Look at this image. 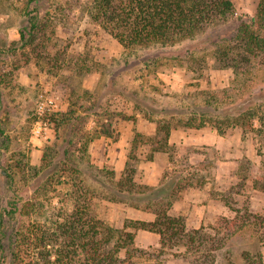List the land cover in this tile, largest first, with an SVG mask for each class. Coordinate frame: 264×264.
<instances>
[{
	"label": "rangeland",
	"instance_id": "374dc122",
	"mask_svg": "<svg viewBox=\"0 0 264 264\" xmlns=\"http://www.w3.org/2000/svg\"><path fill=\"white\" fill-rule=\"evenodd\" d=\"M26 1L0 0V264H13L17 230L33 222L51 226L71 210V185L60 182L53 164L68 137L69 120L62 125V119L71 108L86 120V130L96 126L98 114L128 116L117 114L112 135L95 138L86 153L79 149L71 159L97 193L92 208L98 218L116 229L127 220H153V212L127 198L138 196L142 185L169 184L175 195L163 199L172 201L168 212L188 232L198 230L187 250L172 239L162 244L158 232L127 227L135 237L129 254L125 248L118 253L120 264H264L259 225L227 234L231 207L247 204L264 217V132L236 121L254 110L264 116V62L236 75L214 57L216 41L234 35L237 18L252 16L259 0H232L234 16L193 37L130 47L91 20L93 0H37L31 7ZM36 6L42 15L35 39L22 47L19 28ZM200 116L202 127L186 126ZM159 123L171 128L168 144ZM254 126H261L259 117ZM157 142L162 148L155 149ZM27 161L39 171L15 167L10 181L4 168ZM131 167L134 192L119 194L124 201L108 199ZM22 204L33 215L22 213Z\"/></svg>",
	"mask_w": 264,
	"mask_h": 264
},
{
	"label": "trees",
	"instance_id": "16d2710c",
	"mask_svg": "<svg viewBox=\"0 0 264 264\" xmlns=\"http://www.w3.org/2000/svg\"><path fill=\"white\" fill-rule=\"evenodd\" d=\"M37 0H27L26 6L31 7ZM31 10V9H30ZM28 23L19 28L20 46L33 44L36 24L41 12L36 6ZM91 20L102 29L112 35L124 47L149 44L153 42H169L180 40L182 37H193L204 32L215 22L225 23L235 15V6L232 0H93L89 13ZM237 27L230 38L223 37L222 41H216L217 62L225 67H231L236 75H244L250 71L254 62H264V0H259L252 16L244 15L237 18ZM4 76H2L3 78ZM4 81V80H0ZM2 93L0 91V101ZM66 117L62 119V125L69 120L68 137L62 140L60 154L55 158L54 165L59 168L60 182L70 184L69 200L71 210L61 213V216L47 226L41 222L29 223L26 230H17L11 241V258L13 264H120L124 258L119 256L122 248L130 253V245L134 242L135 233L127 230V227L142 228L158 232L162 244L167 240H176L187 246V250L194 247L196 240L193 232H188L184 221L171 215L168 210L172 201H163L165 197H173L175 192L171 185L150 186L142 185L138 196L130 195V205L142 208L155 214L153 220H127L120 229L106 225L93 211L92 205L97 193L87 185L81 177V168L72 163L73 155L81 149L86 153L89 143L102 135H112L113 118L117 114L128 117L123 112H109L105 115L98 114L96 126L92 130H86L81 117L76 109L67 110ZM242 114L236 121L242 126L246 125L250 130L264 132V116H260L256 110L248 114ZM107 119L104 122L103 119ZM249 120H244V118ZM259 117L261 126H254V119ZM204 117L200 116L195 124L193 118L185 121L186 126L202 127L205 124ZM59 123V118H54ZM61 121V120H60ZM210 121V120H209ZM81 123V126L77 124ZM169 124H158V131L163 132L162 141L168 144L170 133ZM0 131H4L0 128ZM221 131V130H220ZM139 135V134H138ZM155 149L162 148L163 144L157 142ZM85 155V154H84ZM86 154L85 156H87ZM21 163V162H20ZM28 161L13 167H5L4 171L10 181L13 180L15 167L29 166ZM35 173L39 167L29 166ZM134 167L119 176V189H110L108 199L112 201H124L119 194L134 192L133 179ZM115 176L114 170H109ZM145 189V190H144ZM137 201V202H133ZM141 201L145 202L142 203ZM25 203V202H24ZM21 212L33 215L29 212L28 205L22 204ZM234 217L229 221L227 234L249 227L259 225L262 228L261 238L264 239V217L254 214L247 204L242 207H231ZM225 236L216 239L222 244ZM22 245H26L23 248ZM250 259L249 254H244ZM252 262H250L251 264Z\"/></svg>",
	"mask_w": 264,
	"mask_h": 264
},
{
	"label": "built area",
	"instance_id": "2783aa9c",
	"mask_svg": "<svg viewBox=\"0 0 264 264\" xmlns=\"http://www.w3.org/2000/svg\"><path fill=\"white\" fill-rule=\"evenodd\" d=\"M49 103H51V104L53 103L52 99H50ZM39 107H40V110L41 111L44 110V105L43 104H40ZM40 131H41V128L36 129V132L37 133H39Z\"/></svg>",
	"mask_w": 264,
	"mask_h": 264
}]
</instances>
